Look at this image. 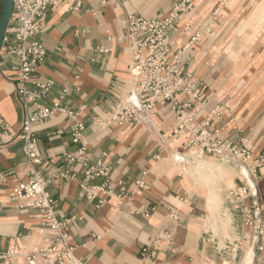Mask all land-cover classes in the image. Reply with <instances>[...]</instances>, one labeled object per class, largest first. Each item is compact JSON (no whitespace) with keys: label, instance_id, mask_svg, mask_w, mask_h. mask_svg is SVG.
Wrapping results in <instances>:
<instances>
[{"label":"crops","instance_id":"0c3cea01","mask_svg":"<svg viewBox=\"0 0 264 264\" xmlns=\"http://www.w3.org/2000/svg\"><path fill=\"white\" fill-rule=\"evenodd\" d=\"M176 1L63 0L40 22L38 41L46 48L47 60L37 79L54 83L43 103L60 102L78 113L77 120L85 126L82 142L75 144L73 121L64 113L35 125L40 170L50 181L48 192L58 204L59 220L75 218L71 243L86 264H264V237L249 230L243 211L228 201L242 176L251 182L243 164L204 156L185 168L191 153L169 138L175 127L169 107L159 108L149 125L121 127L110 122L134 91L126 38L129 16H164ZM262 11L264 0H195L193 10L181 15L179 30L170 33L175 52L195 32L212 28L214 36L206 34L182 63L209 97L201 117L220 111L216 126L221 136L250 150L254 158L264 154ZM17 67V58L0 53V118L13 133L21 130L24 118L16 93ZM3 142L0 172L8 180L0 183V253L12 246L39 245L36 233L43 222L37 210L11 200L13 188L29 181L30 165L21 142ZM83 146L89 165L104 160L110 168L107 178L89 181L92 187H104L95 199L82 188L86 167L64 162ZM58 173L66 177L53 179ZM257 177L260 197L249 198V205L264 200V167ZM141 181L147 189H138ZM171 209L180 215L175 225L169 220ZM165 233L171 234L172 252L155 260L143 258L142 250Z\"/></svg>","mask_w":264,"mask_h":264},{"label":"built area","instance_id":"2783aa9c","mask_svg":"<svg viewBox=\"0 0 264 264\" xmlns=\"http://www.w3.org/2000/svg\"><path fill=\"white\" fill-rule=\"evenodd\" d=\"M62 2L63 0H14L13 16L1 51L18 59L16 93L24 118L18 133H13L11 126L0 118V146L5 144L4 138H8L9 143L21 142L30 165L29 181L15 186L10 198L20 207L37 210L43 222L36 233L39 245L34 248L12 246L0 253V264H86L77 257L71 243L70 232L75 218L59 220L57 216L58 204L48 192L50 181L44 178L40 170L42 159L39 141L33 131L35 125L43 124L57 113H64L72 119L71 135L75 144L82 142L85 131L84 124L77 120L78 113L63 107L60 102L52 106L43 103L54 83L40 82L37 79L40 68L47 60L46 48L38 41L40 22L51 7ZM194 3L195 0H177L167 14L151 19L129 16L126 38L132 54L130 73L134 91L115 110L110 122L121 127L149 125L159 108L169 107L175 119V127L169 138L172 142H182L191 153L184 162L186 168L194 166L204 156L240 163L247 168L251 182H248L246 176H242L239 179L241 186L229 191L228 201L243 211L245 226L259 237H264V200L259 205L246 203L249 198L260 197L256 186L257 174L264 167V154L254 158L250 150L223 138L216 126L220 111L201 117L209 97L200 91L202 83L195 80L182 63L192 46L206 34L214 36V31L210 27L197 31L181 49L173 52L171 48L170 33L179 30L181 15L192 11ZM217 15L218 11L215 12L213 21ZM66 93L67 90L63 92L62 99ZM64 162L68 165L81 163L86 167V180L82 188L89 199H95L99 192H103L104 187H92L89 181L109 176L110 168L104 160H99L93 166L89 165L88 150L83 146L77 152L65 156ZM59 177H66V174L58 173L53 179ZM7 180V175L0 172V183L6 184ZM137 187L139 190L147 189L142 181L137 183ZM119 204L122 205V202ZM169 220L171 224H177L180 221L179 213L169 210ZM170 241V233L156 238L142 250V257L155 260L162 253L172 252Z\"/></svg>","mask_w":264,"mask_h":264},{"label":"water","instance_id":"95a60500","mask_svg":"<svg viewBox=\"0 0 264 264\" xmlns=\"http://www.w3.org/2000/svg\"><path fill=\"white\" fill-rule=\"evenodd\" d=\"M0 13V53L4 45V39L14 12V0H1Z\"/></svg>","mask_w":264,"mask_h":264},{"label":"bare ground","instance_id":"6f19581e","mask_svg":"<svg viewBox=\"0 0 264 264\" xmlns=\"http://www.w3.org/2000/svg\"><path fill=\"white\" fill-rule=\"evenodd\" d=\"M261 2H262V1H261ZM260 4H261V3H260ZM259 11H260V10H259ZM261 13H264V12L262 11ZM253 15H254V14H253ZM255 15H256V14H255ZM259 15H260V14H259ZM256 16H257V15H256ZM259 17H260V16H259ZM251 18H252V17H251ZM257 18H258V16H257ZM253 20H254V19H253ZM257 20H258V19H257ZM260 20H261V19H260ZM244 22H245V21H244ZM247 22H248V21H247ZM247 22H246L245 24H247ZM253 22H254V21H253ZM245 24L243 23V25H245ZM252 25H253V24H252ZM252 25H251V26H252ZM257 25H259V24H257ZM246 26H247V25H246ZM257 27H258V26H257ZM252 28H253V27H252ZM259 30H260V29H259ZM259 30H258V31H259ZM255 32H256V31H255ZM176 158H177V157H176ZM178 159H179V158H178ZM201 163H202V162H201ZM201 163H200V164H201ZM200 164H198V165H200ZM206 165L208 166V164H205V166H206ZM200 166H201V165H200ZM185 168H186V167H185ZM202 168H203V167H202ZM202 168H201V169H202ZM197 169H198V168H197ZM215 169H216V168H215ZM198 170H199V169H198ZM203 170H205V168H204ZM213 170H214V169H213ZM218 170H219V168H218ZM188 171H189V170H188ZM193 171H194V170H193ZM206 171H207V170H206ZM220 171H222V170H220ZM201 172H202V171H201ZM201 172H200V173H201ZM204 172H205V171H204ZM222 172H224V171H222ZM222 172H221V173H222ZM209 173H210V172H209ZM225 173H226V172H225ZM197 174H198V173H197ZM217 174H218V173H217ZM223 174H224V173H223ZM226 174H227V173H226ZM194 175H195V174H194ZM213 175H214V173H213ZM218 175H219V174H218ZM220 176H221V175H220ZM201 177H202V176H201ZM215 177H216V176H215ZM218 177H219V176H218ZM228 177H229V176H228ZM195 178H196V177H195ZM204 178H205V177H204ZM220 178H221V177H220ZM208 179H209V178H208ZM221 179H222V178H221ZM219 180H220V179H219ZM219 180H216V181L219 182ZM208 181H209V180H208ZM220 181H221V180H220ZM203 182H204V181H203ZM209 182H210V181H209ZM213 182H214V181H213ZM215 183H216V182H215ZM222 183H223V182H222ZM207 184H208V183H207ZM218 184H219V183H218ZM223 184H224V183H223ZM214 185H215V184H214ZM207 186H208V185H207ZM208 187H209V186H208ZM220 187H221V186H220ZM210 188H211V187H210ZM217 188H218V187H217ZM226 188H227V187H226ZM213 190H214V188L211 189V191H213ZM220 190H221V189H220ZM225 190H226V189H225ZM213 192H214V191H213ZM217 192H218V191H217ZM220 192H222V191H220ZM213 195H214V193H213ZM215 195H217V194H215ZM215 197H216V196H215ZM222 198H223V197H222ZM223 200H224V199H223ZM224 201H225V200H224ZM224 201H222V202L224 203ZM222 205H223V204H222Z\"/></svg>","mask_w":264,"mask_h":264},{"label":"rangeland","instance_id":"374dc122","mask_svg":"<svg viewBox=\"0 0 264 264\" xmlns=\"http://www.w3.org/2000/svg\"><path fill=\"white\" fill-rule=\"evenodd\" d=\"M1 8H2V5H1V0H0V13H1Z\"/></svg>","mask_w":264,"mask_h":264}]
</instances>
